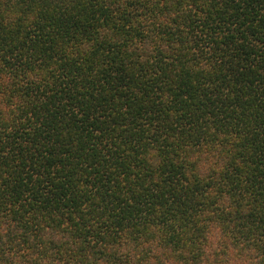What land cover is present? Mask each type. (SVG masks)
Wrapping results in <instances>:
<instances>
[{"label":"trees","instance_id":"16d2710c","mask_svg":"<svg viewBox=\"0 0 264 264\" xmlns=\"http://www.w3.org/2000/svg\"><path fill=\"white\" fill-rule=\"evenodd\" d=\"M0 264H264V0H0Z\"/></svg>","mask_w":264,"mask_h":264}]
</instances>
